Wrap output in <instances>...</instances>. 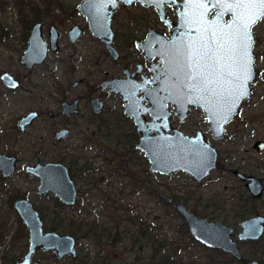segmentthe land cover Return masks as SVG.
Instances as JSON below:
<instances>
[{
	"label": "rangeland",
	"instance_id": "1",
	"mask_svg": "<svg viewBox=\"0 0 264 264\" xmlns=\"http://www.w3.org/2000/svg\"><path fill=\"white\" fill-rule=\"evenodd\" d=\"M25 1L30 2L43 16V37L46 40L49 25L56 26L61 34L60 49L50 55L46 63L48 69L36 67L27 72L21 64L20 56L25 44L24 38L28 37L32 13L25 8L23 19L18 12L16 0H0V38H6L0 41V71H7L20 79V88L16 92L6 91L0 85V150H8L18 158L15 173L7 180L0 176V264H12L22 258L27 250L26 229L21 228L23 224L11 204L14 195L34 188L35 181L25 174L24 166L37 160L47 162L61 159L69 166L70 157L78 159L77 166L87 164L93 168L86 175V178L92 180L91 189L79 196L77 207L63 209L51 194L38 200L34 193L28 195L39 208L48 212L45 216H48L50 224L53 222L49 217L53 214L58 215V220L72 219L83 225L94 224L99 227L98 233L102 240L99 243H95L92 238L78 240L79 257L89 254L86 263L79 259L73 262L70 257L57 261L51 253L46 252H37L33 260L41 264H103V260L111 264H160V259L153 257L152 249L153 246H161L162 255L173 257L177 264H217L227 261L224 256L194 241L185 220L173 205L160 201L158 193L174 195L199 217L229 224L235 232L240 229V222L235 218L237 197L249 192L244 182L234 175L235 170L261 178L264 182V150L258 151L253 146L257 139L264 141V19L253 27L258 39L253 48L258 75L253 84L252 97L242 105L233 121L226 125L223 140L211 137L209 123L201 109L192 110L184 124L178 125L177 118H173L174 125L185 135H195L196 131L201 130L204 132L210 145L218 150L219 167L202 181H196L183 171L171 175L145 172L148 162L144 161L142 172H139L146 174L144 183H135L131 177L123 178L120 173L110 174L109 170H115L117 166L108 162L105 154L95 155L90 160L89 152L79 148L83 137L78 134V130L87 132L81 120L78 128L73 129L70 138L63 143H57L48 136L45 141L40 137L45 132H36L45 128V117L24 135L15 131V115L36 106V99L47 102L48 107L55 111L56 101L63 93L65 95L63 89H67L74 79H82V72L85 74L86 87L90 81H99L102 74L111 75V71H115L114 74L121 75V67H113V62L102 54L103 47L89 33L83 34L76 46H70L67 30L77 25L78 21L84 23L77 13L82 0H54L51 3L48 0ZM146 12L148 16L151 15V12ZM151 26L153 23H148V28ZM157 27L163 29L161 25ZM80 54L84 59L82 63ZM137 56L142 61L141 56ZM126 62L123 60L122 65ZM70 66L76 68L75 72L69 71ZM71 77L75 78L69 80ZM82 90L86 92L81 87L74 94ZM105 100L112 110L122 108L119 96H106ZM85 111L87 115L88 111ZM36 145L41 147L37 154ZM90 161L95 167H91ZM74 179L77 180V187L83 190L78 173H75ZM251 206L257 212H264V194ZM141 232H145V235L141 236ZM114 235L119 238L116 244L110 239ZM238 244L246 258L254 256L257 260L264 259V240H260L257 245Z\"/></svg>",
	"mask_w": 264,
	"mask_h": 264
},
{
	"label": "water",
	"instance_id": "2",
	"mask_svg": "<svg viewBox=\"0 0 264 264\" xmlns=\"http://www.w3.org/2000/svg\"><path fill=\"white\" fill-rule=\"evenodd\" d=\"M140 1L147 6L155 5L162 21L169 26L171 35L170 38H167L164 34L150 31L143 43H136L139 49L145 50L150 60L155 59L157 56L159 57V62L154 65L153 81L143 79L142 82L135 84V87H133L129 85V80L120 82L121 79H117L110 83L111 91L120 92L122 98L126 101L124 105L125 111L135 120L141 134L139 147L144 151L148 162H150V169L153 172L171 175V173L183 171L196 181H202L217 167V148L210 145L202 130L195 135L189 136L185 135L181 130L171 128L167 105L170 104L176 107L174 113L180 115L179 118L181 120L187 117L191 106L201 109L209 123L208 127L211 137L215 140H222L224 138L225 125L233 120L238 110L242 107L243 102L251 95V89L257 75L255 61V75L248 86L249 94L236 102L232 112L227 117H225L224 109L220 105H215L210 112L208 105L204 101L197 103L192 95L187 94L178 96L176 91L177 76L173 75V73L180 72L182 61L177 50L182 48L183 44L199 35L196 30L197 26L187 23L188 16L186 14L189 13V9L186 5L188 0H182L174 4L177 11V18L174 22H170L167 19V11H165L162 4L154 0ZM108 2L109 0H83L79 3V8L80 13L90 25L93 36L102 39L108 46L110 54L117 58V51L110 46V40L113 37L110 24L111 13L117 3H115V0L114 2L113 0L110 3ZM111 4L114 7L108 11ZM209 10L206 19L212 21L219 9L212 8L211 4H209ZM222 19L223 21H230L232 15L225 13ZM80 32L81 30L78 26H73L68 31L72 42L79 38ZM48 36L51 49L56 50L59 34L54 25L50 27ZM105 37L110 38V40H105ZM28 38V46L24 51L22 60L28 67H32L34 64L41 63L48 53V46L43 40L41 21L36 22L31 27ZM254 40L256 41L255 36ZM155 44H157V47L153 50ZM1 78L9 87L17 85V82L8 73L2 74ZM147 83L155 86L148 87ZM140 91L145 92L144 97H138ZM181 91H183L182 88ZM146 100L150 102L151 108H146L143 105V101ZM97 101V99H93V102L96 103ZM75 104L76 102L63 105L67 114L74 111ZM95 111L99 112V108H96ZM147 111L152 116L151 121L145 119ZM34 117L35 113L30 112L20 120L19 125L23 127V125L29 124ZM170 130L173 133H170ZM152 132H156L157 135L152 136ZM66 133L67 130L59 131L57 138L64 137ZM255 146L258 150H263L264 142L257 141ZM14 161L15 158L13 156L0 154V171L4 177H8L14 171ZM26 171L39 177L40 182L37 190L39 195L49 191L63 204L68 206L74 204L76 189L69 176L67 167L62 163L36 164L26 167ZM235 174L245 182L246 189L249 190L252 197L258 199L263 192L262 181L258 177L245 175L240 171H235ZM160 197L166 204H171L174 200L173 196L163 192H161ZM13 207L28 230L29 242L28 251L24 258L14 264H40L36 261L31 262L33 254L38 250L52 251L58 259L69 255L72 258L77 257L75 238L72 235L59 234L55 231L44 232L43 221L31 202L27 199H18L13 203ZM175 209L185 220L188 232L194 241L209 249L220 250L227 255L229 254L238 261L243 257L238 241H258L264 235V215L262 214L242 220L239 226L240 229L235 232L232 226L225 225L220 221H210L206 217H199L196 213L188 210L184 203L177 204ZM249 264L259 263L257 260L252 259Z\"/></svg>",
	"mask_w": 264,
	"mask_h": 264
},
{
	"label": "flooded vegetation",
	"instance_id": "3",
	"mask_svg": "<svg viewBox=\"0 0 264 264\" xmlns=\"http://www.w3.org/2000/svg\"><path fill=\"white\" fill-rule=\"evenodd\" d=\"M51 1H54V0H51ZM111 1L112 0H109L108 3H110ZM154 1H156L157 3H160V4H162V6H164L165 11H167V19L170 22H174L176 20L177 11L175 9L174 4L176 2H181L182 0H159V2H158V0H154ZM115 3H117V5L115 6L114 11H112V13H111L112 18L110 21L113 37L111 38V40L108 37H105L104 39L111 41L110 46L114 47V49L117 51V56H118L117 58H115L113 55L110 54L108 46H106V43L102 39H99V38H96L95 36H93L91 29H90V25H88L86 18L80 13L79 6H78L77 13H78V15H80V17L84 21V23L81 24L78 21L77 25H72L67 30L66 34H67V37H68L67 39H68L70 46L74 47L77 45L78 42L80 43V41L83 37V34H85L86 32L89 33V35H91L93 37L94 41L103 47L102 54L105 55L106 57H108L109 61L113 62V64H114L113 67L114 68L115 67L119 68V66L121 67V69L119 70L121 72V75L114 74L115 71H113V72L111 71V75H108L107 73L102 74L101 77L98 78L99 81H95V80L90 81L89 85L87 87H86V79L84 77V75H85L84 72H82V79L81 78L74 79L75 77L69 78V80H72V79H74V80L72 82H70L67 89H63L65 91V95L63 93V95H61V97L58 98V101H56L57 102V109L55 111L53 109H51L50 107H48V105L46 104L47 102L44 103V101H42L41 99H36V104H37L36 106H32L29 110H26L22 114H18V116L15 115L14 129L17 133H19V135H24V134L30 132L31 129L34 127V125L39 120H41L43 117H45L47 119V122L45 123V125H46L45 128H40V130H36V132H38V131L45 132L44 135H43V133L40 135V137L44 138L45 141L48 140V138H46L48 136L51 139L53 138V140H55L57 143H63L64 141H66L67 139L70 138V135L73 132V129H75L78 126V124L81 120V122L87 128V132L82 133V131L78 130V134H81L83 137L82 146H79V148L81 150L83 149V151L89 152L90 160H92V158L95 157V155L100 156L102 154H105V157H107L106 160L108 162H110L111 164H116V166H117V168H115V170H109L110 174L116 175V174L120 173L119 175H121V177H123V178L131 177V179H133L135 183H139L140 181H142L144 183V179H145L146 174H141L139 172H142V168L144 166V163L148 162V159L145 156L144 151H142L139 147L140 137H141L140 131L138 130V127L135 123V120H133V117H130L125 111L126 109H125L124 105H125L126 101H124L120 92H112L111 91V84L110 83L113 82V80H117V79H121L120 82H122L124 80H129V82H128L129 85H132L133 87H135L134 85L142 82L143 79L144 80L148 79L149 81H153V73H154L153 70H155L154 65L159 62V57L157 56V57H155V59L150 60L147 57L145 50L143 51V50L139 49L137 47L136 43L137 42L143 43L144 40L147 38L150 31H156L158 33L164 34L167 36V38H170L171 32H170V28L166 24V22L162 21L160 14L158 12V9L155 7V5L147 6L144 4V2H141L140 0H132V3H128L127 0H122V1L121 0H115ZM113 7H114L113 4H111L108 8V11L112 10ZM146 11L151 12V15L148 16ZM39 15H40L39 19L33 21V23L31 24V27L36 22L41 21L42 22V33H43V25H44V23L42 21L43 16L41 15V13ZM147 22L153 23V26L148 28ZM52 25L53 24H50L48 27L47 36H48L49 29ZM160 25L163 27L162 30L158 29V27H157ZM73 26H78V27H80V30H81L79 38H76V40L74 42L71 41V39L69 38V35H68V31ZM31 27L29 28V33L31 30ZM55 28H56V26H55ZM56 30L59 34V38L57 41V49L56 50L51 49L49 36H48L47 40L43 37L44 42L48 46V53H47L45 59L41 63L34 64L32 67H28L22 60V56L24 54L25 49L28 46V39H29L28 37L24 38L25 44H24V47L22 50V54L20 56V61H21L22 66L25 68V70L27 72H30L33 69H36V67H42L45 69L49 68L46 65V63L49 62L50 55L57 53L60 49L59 41H60L61 34L57 28H56ZM29 33L27 36H29ZM254 36H255V34H254ZM1 39L5 40L6 38H0V41H1ZM255 39H256V36H255ZM257 40L258 39H256L255 44L257 43ZM155 47H157V44H155V46L153 47V50L155 49ZM253 48H255V46ZM137 55L141 56L142 61L139 60ZM254 57L256 60L255 50H254ZM80 58H81V63H82L84 60L83 55H81ZM0 60H1V57H0ZM123 60H125L127 62L122 65ZM255 64H256V61H255ZM68 70H69V68H68ZM75 70H76L75 67L70 66L69 71L75 72ZM82 71H83V69H82ZM255 71H256V67H255ZM4 73H8L13 78V80L17 82V85L15 87H9L2 80L1 76ZM257 75H258V72H257ZM257 75H256V77H257ZM92 82H94V84H92ZM0 85L3 86L6 91L16 92L20 88V79L16 78L15 76H13L11 73H9L7 71L1 70L0 71ZM147 86L153 87L155 85L151 84V83H147ZM81 87L85 88L86 92H84V90H82L81 92H79V94H74V92L78 91ZM252 90L253 89H251V95L249 98L252 97V94H253ZM144 94H145L144 91H140L138 93V97H144ZM106 96H109V97L119 96V98L122 100V102H121L122 108H120L119 110H116V109L112 110L111 107L108 106L109 103L106 102L107 100H105ZM93 99H97L98 101L95 103V102H93ZM247 100H245L243 102V104ZM53 102H55V101H53ZM74 102H76L74 111L71 112L70 114H67L66 113L67 111L63 105L65 103H74ZM143 105H145L146 108H151V104L147 100L143 101ZM96 108H99V112L95 111ZM175 108L176 107L174 105H170V104L167 105V110L169 112V116H168L169 124H170L171 128H175V129H177V127L174 125L173 118H177L178 125H179V123L184 124L187 121V119L189 118L191 111L199 109V108H195V107L191 106L187 117L184 120H181L179 118L180 115H177L174 113ZM85 110L88 111L87 115H86ZM239 110H238V112H239ZM30 112H34L35 117L33 118V120L29 124L23 125V127H21L19 125L20 120L22 118L26 117ZM237 114H236V116H237ZM1 117H3V114H1ZM72 119H75L74 123L70 122V120H72ZM145 119L148 121L152 120V116H151L150 112L147 111V113L145 114ZM0 120H1V118H0ZM57 120H58V122L55 123ZM160 121H161V119H160ZM62 130H67L66 135L64 137L57 138V133L59 131H62ZM197 132L198 131H196V133ZM170 133H173V131L170 130ZM151 135L155 136V135H157V133L152 132ZM224 135H225V133H224ZM45 141H43V142L45 143ZM257 141L264 142L263 140L257 139V140H255V143ZM255 143L253 146H255ZM39 145H41V144L39 143ZM35 147H38V149H37L38 152H36V154H37L40 152L41 147L37 146V145ZM65 147L69 148V146H65ZM97 147H98V149H97ZM255 148H257V147L255 146ZM258 151H261V150H258ZM0 154L13 156L15 158L14 171L8 177H4L2 175V172L0 171L1 178L3 180H7L15 173L18 158L16 155L10 153V151H8V150H0ZM68 159H69V157H68ZM217 159H218V157H217ZM61 160H63V159H61ZM61 160H59V161L50 160L47 162H40L39 160H37V161H34V163L26 164L23 169H24L25 174L27 176L31 177L35 181L34 188L30 191L14 195L13 197H15V198L12 199L11 204L13 207V203L16 200L27 199L29 202H31L33 204L34 208L38 211V213H39V215L43 221V231L44 232L55 231L59 234H69L66 232H61L57 229H52V226H59V227L61 226V228H62L63 226H67L69 224V220H72V219L58 220V215L53 214V215H50V217H49V219L53 222V224L52 223L50 224L48 222V216H45L48 214V212L39 208L37 206L36 202L34 200L30 199V196L28 195V194L31 195L32 193H34L35 199L38 200L44 196H47V194H51L54 197V199L56 200V202L59 203L58 205H61V208L64 209V208H75V207H77L76 205L78 204L79 196H81L82 193L85 194L88 190L91 189L90 185H92V180L90 178L89 179L86 178L87 172L91 168L89 166H87V164H84L82 166H77L78 165V159H76V158L70 157V161H69L70 165L69 166H66ZM46 163H62L64 166L67 167L69 176H70L71 180L73 181L75 189H76V199H75V202L72 206H68V205H65L62 202H60L58 200V198L52 192L48 191L42 195L38 194L37 190H38V185H39L40 179L38 176L27 172L26 167L34 166L36 164H46ZM74 165H75V167L77 166L76 168H79L80 171H75ZM90 165H91V167H95V165H93L91 163V161H90ZM217 167H219L218 162H217ZM235 171H238V170H235ZM145 172L152 173V174L158 173V172H153L150 169V162H148V167L145 168ZM75 173H78L79 178L82 181L81 185L84 187L83 190H81L80 188L77 187V183H76L77 180L75 181V179H74ZM158 174H161V173H158ZM234 175H236L235 172H234ZM259 179L263 183V188H262L263 192L261 193V195L258 199L253 198L252 195L249 193V196L253 200V203L255 201L260 200L264 194V182L261 178H259ZM94 182L95 181H93V183ZM244 184H245V182H244ZM245 188H246V186H245ZM248 192H249V190H248ZM158 194H159L158 197H159L160 201L161 200L163 201V199L160 197L161 192H159ZM172 196L174 197V200L172 201L171 204H168V205L169 206L173 205V207L175 208V206L181 202L178 201L177 197H175L174 195H172ZM186 207L188 210H190L187 205H186ZM255 210L256 209H253V211L255 213L251 216H248V218L253 217V216H258L259 214L264 215V212H259V211L257 212ZM15 212H16V210H15ZM248 218H246V219H248ZM243 220H245V219H243ZM72 221H73L74 225H76L78 222V221H74V220H72ZM241 221L242 220H240L239 222L241 223ZM240 223H239V226H240ZM225 225H229V224H225ZM229 226H231V225H229ZM0 228H1V226H0ZM21 228L26 229V232L28 235L27 228L24 225H22ZM69 235H72V234H69ZM73 237L75 238V236H73ZM263 237H264V235L261 238H263ZM1 238L2 237L0 234V239ZM79 239H81V238H79ZM79 239L75 238V246H76V252H77L76 258H72L71 255H69V256H65L62 259H58L56 254L53 253L52 251H44V250L36 251L33 254V256L37 252H46V253H51L57 261H61V260L68 258V257H70L73 261H77V259L79 257V253L77 250ZM259 241L260 240H258L257 242H259ZM238 242L244 244V243H249V242H253V241H249V242L238 241ZM28 245H29V242H28ZM28 245H27V250L24 253V255L22 256V258L14 261L12 264H14L15 262L21 261L24 258L25 254L28 251ZM33 256H32L31 262H35V261L39 262L37 260H33ZM257 261L260 264L259 260H257Z\"/></svg>",
	"mask_w": 264,
	"mask_h": 264
},
{
	"label": "snow or ice",
	"instance_id": "4",
	"mask_svg": "<svg viewBox=\"0 0 264 264\" xmlns=\"http://www.w3.org/2000/svg\"><path fill=\"white\" fill-rule=\"evenodd\" d=\"M209 4L219 9L212 21L206 19ZM186 6L187 23L197 26L199 35L177 50L182 61L180 72L173 73L177 94L204 101L210 112L220 105L227 117L236 102L249 94L254 79L252 30L264 19V0H188ZM225 13L232 15L230 21H223Z\"/></svg>",
	"mask_w": 264,
	"mask_h": 264
},
{
	"label": "trees",
	"instance_id": "5",
	"mask_svg": "<svg viewBox=\"0 0 264 264\" xmlns=\"http://www.w3.org/2000/svg\"><path fill=\"white\" fill-rule=\"evenodd\" d=\"M53 1L48 0V3H51ZM16 5L19 8L18 12L20 14V16L24 19V10L25 8H28V10L30 11V13H32V21L38 20L40 17V12L38 13L36 11V8H34L33 6H31L32 4L30 2H26L25 0H16ZM31 6V7H30ZM30 22V25L33 22ZM29 25V28L31 27ZM75 164V163H74ZM73 165V164H72ZM75 166V165H74ZM72 167V166H71ZM74 168V167H73ZM75 171H80L79 168H74ZM238 203L235 209V218L236 220H243L248 218V216H251L254 214V211L252 209V203L253 200L251 199V197L249 196V194H242L241 196L239 195L238 197ZM57 203V202H56ZM59 204V203H57ZM82 223V222H81ZM52 229H57L61 232H66L69 234H72L73 236H75V238L79 239H86V238H92L94 240L95 243H99V241H101V234L98 233L99 231V227H97V225L94 224H87V225H83L80 223H77L76 225L73 224L72 220H69V224L67 226H63L61 228V226H52ZM145 232H141V236H144ZM110 239H112V243H117L119 238L117 237V235H114L113 237H111ZM260 240H264V238H261ZM250 244H260V241H253V242H249ZM248 243V244H249ZM162 248L161 246H153L152 252H153V257H157L160 259V264H177L176 261L173 259V257L171 256H165V254L162 255ZM214 253H218L222 256H224L225 258H227V261H220L217 264H249L251 259H256L254 256H250V258H246L244 255L243 257L238 261L236 260L234 257H232L231 255H227L219 250H213ZM85 255V254H84ZM82 255L80 257H78L79 260H81L83 263H86L89 254L87 253L85 256ZM257 260V259H256ZM74 262V261H73ZM260 264H264V259L259 260ZM103 264H111L109 262H107L106 260H103Z\"/></svg>",
	"mask_w": 264,
	"mask_h": 264
}]
</instances>
